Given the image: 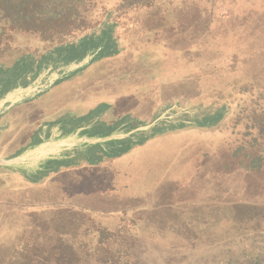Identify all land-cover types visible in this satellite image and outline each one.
<instances>
[{
  "label": "rangeland",
  "instance_id": "rangeland-1",
  "mask_svg": "<svg viewBox=\"0 0 264 264\" xmlns=\"http://www.w3.org/2000/svg\"><path fill=\"white\" fill-rule=\"evenodd\" d=\"M215 1L216 6L225 9H230L231 5L241 8L242 20L237 27L242 37L250 36L248 42L234 51V61L230 60L234 57L231 52L222 56V71L218 75L226 74L227 81L243 74L255 76L257 73L256 76L263 77L264 0ZM122 16L114 13L100 30L77 43L50 51L41 59L32 80L13 76L0 80V144L7 133H12L3 126V121L16 110L42 103L53 95L63 96L67 83L97 68L99 60L108 59L117 65L136 58L144 49L143 45L125 49L117 42L115 22ZM148 46L147 43L145 48ZM30 63L35 65V61ZM257 83L264 84V81ZM106 100L103 96L95 98L78 119L64 117L44 123L27 134L31 145L14 156L7 155L9 144L0 148V170L5 172L0 173V179L6 182L0 184V264H34L21 256L30 249L24 245V240L35 230L38 232L46 226L44 231H47L52 227L45 218L50 213L49 205L59 203L89 206L110 215L116 213L111 220H108L110 217L99 218L111 228L122 220L127 227L130 224L127 228L130 237L125 241L123 254L115 256V260L121 257L122 264H252L255 260H264V218L249 227L243 222L254 215L255 209L264 216V136L259 135L261 122L250 120L254 114L261 120L254 108L264 104V86L256 87L253 94L237 96L228 103L229 109L222 106L213 112L208 101L175 98L167 102L156 117L147 120L124 115L121 111L112 112ZM245 107L251 108L245 111ZM250 123L255 127L248 128ZM188 133L203 136L205 143L181 149L180 143L184 147L190 141L175 142L174 160H178L179 151L184 154L179 157L175 173L160 179L161 191L156 195L162 193V199L154 200L147 191L131 189L122 202L121 198L94 201L80 195L73 196L72 201V197L63 194L62 189L56 191L53 185L20 191L5 179L14 174L40 182L63 167L83 162L99 166L112 161L115 164L110 168L123 170L121 164L134 160L152 141ZM254 136L259 137L258 142L253 141ZM209 140L211 146L207 144ZM238 148L242 149V154L234 155ZM252 161L255 165H251ZM260 164V169L252 167ZM104 173L108 172L101 174ZM143 177L138 173L135 181L139 183ZM48 193L50 195L46 196ZM141 197L153 202L144 203ZM145 210L151 214L144 213ZM138 217L140 219H136ZM57 236L62 234L57 233ZM96 243L93 239L92 245L66 248L64 257L60 250V256L50 263L106 264L99 258L101 254L98 257L92 249ZM78 246H81L79 262L72 257Z\"/></svg>",
  "mask_w": 264,
  "mask_h": 264
},
{
  "label": "trees",
  "instance_id": "trees-1",
  "mask_svg": "<svg viewBox=\"0 0 264 264\" xmlns=\"http://www.w3.org/2000/svg\"><path fill=\"white\" fill-rule=\"evenodd\" d=\"M216 2L0 0V80L9 76L32 80L37 74L38 64L46 54L56 48L77 43L100 30L107 18L114 13L124 15L115 22L118 26L115 35L119 45H124L125 49L144 46L135 59L124 64L115 65L108 59L99 60L97 68L81 75L76 81L68 82L63 96L53 95L42 103H34L13 112L3 121V126L12 133H7L0 148L9 144L7 155H16L31 145L30 138L26 139L27 134L35 132L44 123L55 122L64 117L80 118L94 99L102 96L110 103L112 112L121 111L124 115L147 120L156 117L163 106L175 98H197L202 103L208 101L212 107L210 112H213L222 106L229 109L228 103L237 96L242 98L253 94L256 87L264 86L257 83L264 81V75L262 77L260 72L261 77L256 76L257 73L255 76L243 74L240 77L233 76L229 81L226 74L218 75L222 71V56L230 52L233 56L234 51L242 43L248 42L250 36L242 37L237 27L242 20L241 8L231 5L230 9L226 7L227 10L216 6ZM147 43L150 46L145 48ZM233 59L235 55L230 58L234 61ZM31 61H35V65ZM263 65L264 62L262 67ZM249 108L251 107H245V111ZM254 109L258 111L261 120L256 119L255 114L250 120L261 122L259 135L263 137L264 104ZM254 127V124L248 125V128ZM15 135L17 136L13 139ZM258 139V136H254L253 141L258 142ZM180 140L190 141L184 147L180 143L181 149L205 143L203 136L193 133L185 136H162L142 148L134 160L121 164L123 170L110 168V165L115 164L112 161L99 166L83 162L63 167L40 182L21 179L14 174L5 179L10 180L11 185H15L20 191L53 185L56 191L62 189L63 194L72 197V201L73 196L80 195L94 201H118L121 198L122 202V198L128 196L131 189H138L141 193L147 191L154 196V200L162 199V193L156 195L161 191L159 184L175 173L179 157L184 154L179 151L178 160H174V145ZM207 144L211 146L212 142ZM240 154L242 149L234 150V155ZM251 165H255V162L252 161ZM252 167L260 169L261 164ZM104 171L108 173L101 174ZM137 172L140 178L144 175L139 183L135 181ZM0 173L5 172L0 170ZM4 183L6 184L0 179V184ZM48 195L50 194H46ZM141 198L143 200L144 197ZM144 201L153 202L148 198H144ZM49 206L50 213H47L48 217L45 216V222L51 223L52 227L47 231H44L46 226L38 229V232L35 230L31 237L24 240V245L30 247L27 253H21L24 259L34 264H53L50 261H55L60 256V250L64 257L66 248H76L78 244L92 245L95 239L96 247L92 249H95V255L101 254L98 256L101 261L105 260L106 264H122L121 257L115 260V256L123 254L121 251L125 248V241L130 237V231L127 230L131 227L130 224L127 227L122 220L118 226L108 227L99 218L110 217L108 220H111L116 213L110 215L107 211L89 206L83 208L72 203ZM144 213L151 214L147 210ZM261 218L264 216L255 209L254 215L246 217L243 222L249 227ZM136 223L133 222V225H137ZM57 233L62 236L58 237ZM80 249L81 246L75 249L72 256L77 262L81 258ZM252 264H264V260H255Z\"/></svg>",
  "mask_w": 264,
  "mask_h": 264
},
{
  "label": "crops",
  "instance_id": "crops-1",
  "mask_svg": "<svg viewBox=\"0 0 264 264\" xmlns=\"http://www.w3.org/2000/svg\"><path fill=\"white\" fill-rule=\"evenodd\" d=\"M80 117H82V116H80Z\"/></svg>",
  "mask_w": 264,
  "mask_h": 264
}]
</instances>
